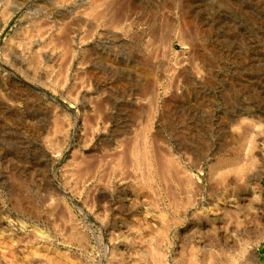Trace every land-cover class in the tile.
<instances>
[{"label":"rangeland","instance_id":"rangeland-1","mask_svg":"<svg viewBox=\"0 0 264 264\" xmlns=\"http://www.w3.org/2000/svg\"><path fill=\"white\" fill-rule=\"evenodd\" d=\"M60 2L0 0L11 13L0 31V264H47L45 243L69 264H152L166 211L161 264L188 253L198 264H264V0ZM40 23L59 41L41 46L66 43V62L8 55ZM56 120L69 136L49 147ZM135 134L199 188L180 189L173 174L101 180L97 166ZM234 163L244 171L211 170ZM50 199L61 204L52 214Z\"/></svg>","mask_w":264,"mask_h":264},{"label":"bare ground","instance_id":"bare-ground-1","mask_svg":"<svg viewBox=\"0 0 264 264\" xmlns=\"http://www.w3.org/2000/svg\"><path fill=\"white\" fill-rule=\"evenodd\" d=\"M37 1V0H36ZM56 1V0H55ZM60 1V0H58ZM66 1V3L68 2V0H64ZM6 2V1H5ZM10 2V1H9ZM41 2V1H40ZM11 3V2H10ZM57 3V4H56ZM59 2H55L53 3V8L56 9L57 11H59L58 9L59 8H66L67 6L65 4H58ZM62 3V0L61 2ZM6 5L9 4L8 2L5 3ZM4 4V5H5ZM40 4V3H39ZM68 4V3H67ZM5 5V7H6ZM1 6V5H0ZM3 6V5H2ZM34 6V5H33ZM4 7V6H3ZM41 7V6H40ZM13 8V6H12ZM69 8V7H68ZM20 9V8H19ZM9 10V9H8ZM18 10V9H17ZM16 10V11H17ZM41 12V11H40ZM57 13V12H56ZM67 13V12H66ZM94 13V12H93ZM0 31H2L5 26L7 25L10 17H11V13L7 12V11H1L0 12ZM53 14V13H52ZM47 15V14H46ZM49 17V16H48ZM33 18V17H32ZM44 20V19H43ZM68 20V19H67ZM46 21V20H45ZM53 21V20H52ZM62 21V20H61ZM69 22V21H68ZM32 24V23H31ZM66 25V24H65ZM35 26V24H34ZM55 26V25H54ZM60 26V25H59ZM68 26V25H67ZM65 26V28L67 27ZM55 28V29H54ZM53 28V25L51 26L50 23H46L44 25H41V23L39 25H37V27L35 26L34 29L32 30V33H27V31L25 33H22V35L20 34V37L17 41L15 42H9L8 44H6V49L8 50V55L10 57H13L14 59L18 60V61H21V63H27V66L29 67H32V66H35L37 64H39V62L42 60V59H50V60H53L55 63H59L61 61H65L67 60V58H69L67 55L69 53V46L67 47L66 43H60L58 46H54L55 42H57L55 39H52V36H48L49 34H51V31H55L56 30V27ZM62 28V27H61ZM64 28V27H63ZM64 28V29H65ZM69 28V27H68ZM60 28H58L59 30ZM23 30V29H22ZM26 30V29H24ZM31 30V29H30ZM63 30V29H62ZM31 32V31H30ZM63 33V32H61ZM60 33V34H61ZM58 35V34H57ZM62 35V34H61ZM50 37L48 39H50V43L51 42V39L52 41L55 40L54 44L52 46H49V45H44V46H41L44 39L46 37ZM54 36V35H53ZM60 37V36H59ZM64 37V36H63ZM69 37V36H68ZM17 39V38H16ZM47 39V38H46ZM47 39V41H48ZM56 39H59L60 38H56ZM66 39V38H65ZM64 40L63 38H61V41ZM60 41V42H61ZM65 41V40H64ZM45 42V41H44ZM68 42V41H66ZM59 43V41H58ZM69 43V42H68ZM46 44V43H45ZM56 45V44H55ZM69 45V44H68ZM58 50V51H57ZM6 57V56H5ZM7 58V57H6ZM5 59V58H4ZM9 61V60H8ZM46 61V60H44ZM43 62V61H41ZM66 62V61H65ZM42 64V63H41ZM3 65V64H2ZM7 65V63L5 64ZM20 66V64H19ZM23 66V65H22ZM33 70V69H32ZM52 70L48 72V75L49 76H52ZM52 74V75H51ZM64 75V74H63ZM65 77V76H64ZM58 119V118H57ZM59 122H56L53 124L52 126V131H51V136H48V139H47V145H49L50 147V143H52V140L54 138L56 139H59V140H65L68 138L69 136V126H60L58 124ZM49 131V132H50ZM137 131V130H136ZM143 131V130H142ZM140 133V132H139ZM142 134V133H141ZM143 135V134H142ZM52 138V139H51ZM154 139V138H153ZM128 140V138H127ZM127 140H124L126 142H123L120 141V143H117V146L113 149V151L110 150V154H106V156L104 157V161L103 163L99 164L97 166V171L101 174V176H103V178H101V180L103 179L104 180V177H110L112 175H120V174H123L125 172H127V174H129V171H130V175H131V172H139L141 173L142 175H144L145 173V176H148V177H158V176H161L162 178H164L165 176H168V175H171V178L174 177L176 180H177V184L179 186L180 189L184 190V191H188L189 188H199L197 187V181L194 179H191L189 177H187V175L185 174V172L183 171H179L177 172V167L176 164H174V161L170 158V156L165 152V150H161V149H158L159 146L157 145L156 147L158 148H155V145L154 147L152 146V144L148 143L146 137H143L139 134H135L134 136H132V138L127 141ZM58 144V143H57ZM54 145V143H53ZM61 149V148H60ZM242 149V148H241ZM54 152V151H53ZM240 152V151H239ZM171 155V154H170ZM237 155V154H236ZM244 155V154H243ZM242 155V156H243ZM240 156V155H238ZM102 157V158H103ZM107 157V158H106ZM245 157V156H244ZM236 158V156H235ZM99 159V158H98ZM240 159V158H238ZM53 160V159H52ZM232 162L233 163V160H228V162ZM236 161V160H234ZM229 162V163H230ZM243 163V159L241 161ZM239 162V163H241ZM91 163V162H90ZM89 163V164H90ZM94 163V162H93ZM223 163L222 161L220 162V164ZM225 163V162H224ZM228 163V164H229ZM238 163V165H239ZM98 164V163H97ZM220 164L219 165V168H216V166L214 167H211V170L213 172H217L219 174V176L223 179L224 177L227 176L228 173H232V172H235V173H238L239 171H244L243 169H241V167L239 168L238 166H235V163H234V166L232 165H227L226 166H221L220 167ZM78 165V164H77ZM76 165V166H77ZM84 165V164H83ZM237 165V164H236ZM242 165V164H241ZM244 165V164H243ZM242 165V166H243ZM69 166V165H68ZM93 166V165H92ZM95 166V167H96ZM78 167V166H77ZM218 167V166H217ZM246 167V166H245ZM65 170H63L62 172V180L64 182L65 185L68 184L69 186V168H64ZM77 169V168H76ZM90 169V167L88 168ZM87 170V168H86ZM95 171V169H94ZM73 172V171H72ZM97 172V173H98ZM188 172V171H187ZM240 172V173H241ZM98 173V174H99ZM126 173L124 174L125 176L127 175ZM83 175V174H82ZM115 175V176H117ZM132 178V176H130ZM137 175V174H136ZM229 175V174H228ZM80 176V175H79ZM100 176V175H99ZM125 176L123 178H125ZM192 176V175H191ZM218 176V177H219ZM92 177V176H91ZM128 177V175H127ZM126 177V179H127ZM137 177V176H136ZM53 178V177H52ZM116 178V177H115ZM114 178V179H115ZM121 178V179H123ZM145 178V177H144ZM159 178V177H158ZM167 178V177H166ZM165 178V179H166ZM173 178V179H174ZM78 179V178H77ZM149 179V178H148ZM164 179V180H165ZM169 179V178H168ZM174 179V180H175ZM106 180V179H105ZM120 180V179H119ZM118 180V181H119ZM175 180V181H176ZM160 182V180H158ZM228 181V180H227ZM171 182V181H170ZM169 182V183H170ZM102 183H104V181H102ZM168 183V182H167ZM168 183V184H169ZM123 184V183H122ZM161 184V183H160ZM175 184V186L177 185ZM199 184V183H198ZM101 185V184H100ZM105 185V183H104ZM106 185H107V180H106ZM172 185V184H170ZM51 186V185H50ZM54 186V185H53ZM167 186V185H166ZM56 187V186H55ZM144 187V186H143ZM142 187V188H143ZM168 187V186H167ZM146 188V186H145ZM165 189H168V188H165ZM170 189V188H169ZM165 191V190H164ZM163 191V192H164ZM195 191V190H194ZM53 192H56V194H60V193H63V192H60V190H56V191H53ZM173 192V191H172ZM177 193V192H176ZM180 193V192H179ZM197 193V192H195ZM178 194V193H177ZM185 194V193H184ZM63 195V194H62ZM60 196V195H59ZM64 196V195H63ZM155 196V195H154ZM157 196V195H156ZM179 196V195H178ZM192 196V195H191ZM194 196V195H193ZM46 197V196H45ZM165 198V197H164ZM195 198V197H194ZM60 199V198H59ZM63 199V198H61ZM166 199L168 200L169 199V203H168V206L173 208L175 207L178 203L176 202V198H175V195H174V192L173 193H169V198H168V195L166 197ZM165 199V200H166ZM191 199V198H190ZM193 199V198H192ZM191 199V200H192ZM46 200V199H44ZM180 200V199H179ZM183 200V198H182ZM51 201V199L49 200ZM58 201L59 200H56V201H51V204L49 205V208H50V213L52 214L54 208H56V205L58 206ZM43 202V201H42ZM167 202V201H165ZM190 203V202H189ZM49 204V203H48ZM167 204V203H166ZM186 204V203H184ZM61 205V204H60ZM59 205V206H60ZM187 205V204H186ZM181 207H183L182 205H180ZM47 208V207H46ZM57 209V208H56ZM61 209V207H60ZM160 210V209H159ZM163 210V209H161ZM176 210V209H175ZM220 210V209H219ZM59 211V209H58ZM63 211V210H62ZM185 211V210H184ZM213 211V210H212ZM216 211V210H215ZM65 212V210H64ZM167 212V211H166ZM166 212H160L159 213V217H160V220H161V224L159 226V228L156 231V234L154 235L156 237V244L155 246H150L148 247V257L149 259L151 260L152 264H161L163 259H164V252L162 253V251L160 250V248H158V246L164 242V238L166 236V230L168 228V223H167V218L168 216H166ZM185 213V212H184ZM222 213V212H221ZM232 214V213H231ZM54 215V214H53ZM60 215V214H59ZM181 215V214H179ZM57 216V215H56ZM232 216V215H231ZM230 216V217H231ZM46 216H44L45 218ZM63 217V216H61ZM60 217V218H61ZM47 218V217H46ZM64 218V217H63ZM68 218V217H66ZM169 218V217H168ZM171 218V217H170ZM170 218L168 220H170ZM51 219V218H50ZM55 219V218H54ZM65 219V218H64ZM63 219V220H64ZM175 219V218H174ZM47 220H49V218H47ZM52 220V219H51ZM145 220V219H144ZM173 220V219H172ZM171 220V221H172ZM55 222V221H53ZM60 222V221H59ZM46 223V222H45ZM48 223V222H47ZM66 223H68V227H69V218L67 219V222L65 221V225ZM171 223V222H170ZM172 223H174L172 221ZM50 224V223H49ZM63 225V223H61ZM48 225V224H47ZM54 225V224H53ZM60 225V223H59ZM58 225V226H59ZM172 226V225H171ZM67 227V226H66ZM32 229V228H31ZM169 229V228H168ZM27 231V230H26ZM61 231V230H60ZM29 232V231H28ZM35 232V231H33ZM65 232V230H63V233ZM37 233V232H35ZM59 233V232H58ZM65 235V234H63ZM157 235V236H156ZM38 236H41L40 234H38ZM62 236V235H61ZM69 230H68V233L66 235V241L65 242H68L69 243ZM29 237H30V234H29ZM46 237V236H45ZM44 238V236H43ZM79 239V238H78ZM62 240H63V237H62ZM61 240V241H62ZM264 240V239H263ZM81 240H79L80 242ZM36 242V241H35ZM258 242V241H257ZM77 243V242H76ZM42 244V243H40ZM153 244V243H152ZM63 245V244H62ZM61 245V246H62ZM69 245V244H68ZM67 245V246H68ZM162 245V244H161ZM43 246V245H42ZM66 246V245H64ZM66 246V247H67ZM82 246V245H81ZM228 246V245H227ZM68 248V247H67ZM232 248V247H231ZM205 249V248H204ZM31 250V249H30ZM33 250V249H32ZM31 250V252H33ZM43 253L45 252V255L43 256L46 260V263L47 264H57V260H55L52 256L53 255H50L51 253H49V255L47 254L48 251H52L54 253H57L59 257H62V258H65L66 259V264H69V259L66 255V252H64V250L62 249H57V248H52L48 243H45V246H43ZM207 250V249H206ZM40 254L41 252L39 250H37ZM174 252V251H173ZM220 252V250H219ZM35 254V252H33ZM32 253V254H33ZM207 253V252H206ZM218 254V252L216 253ZM221 254V253H220ZM219 254V255H220ZM57 256V257H58ZM69 256V255H68ZM180 257L177 259L176 263L177 264H198L194 255H192L191 253H188L187 255L183 256V255H179ZM222 257V256H221ZM43 258V259H44ZM211 258V257H210ZM223 258V257H222ZM232 258V257H231ZM61 259V258H59ZM58 259V260H59ZM239 259V258H238ZM220 260V259H219ZM61 262H62V259H61ZM35 263V262H34ZM221 263V262H220ZM227 263V262H226ZM65 264V262H64ZM201 264V263H200Z\"/></svg>","mask_w":264,"mask_h":264}]
</instances>
